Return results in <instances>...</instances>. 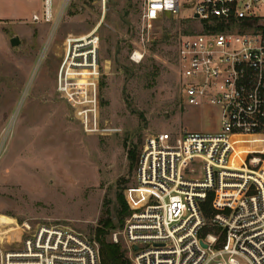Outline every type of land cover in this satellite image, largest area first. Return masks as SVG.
<instances>
[{"label": "rangeland", "instance_id": "rangeland-1", "mask_svg": "<svg viewBox=\"0 0 264 264\" xmlns=\"http://www.w3.org/2000/svg\"><path fill=\"white\" fill-rule=\"evenodd\" d=\"M34 1L0 0V19L28 14ZM143 12L144 0H71L56 27L0 21L2 230L67 225L93 238L105 211L118 221V192L137 211L136 171L150 135L221 130L217 107L181 97L178 43L200 30L186 20L192 11L151 28ZM89 36L98 38L97 72L70 63ZM134 52L143 59L132 61Z\"/></svg>", "mask_w": 264, "mask_h": 264}, {"label": "built area", "instance_id": "built-area-1", "mask_svg": "<svg viewBox=\"0 0 264 264\" xmlns=\"http://www.w3.org/2000/svg\"><path fill=\"white\" fill-rule=\"evenodd\" d=\"M61 2L42 0L32 21L56 27L71 0ZM183 8L200 30L178 43L182 101L217 107L221 130L150 135L139 206L111 240L132 264H264V0H144L143 21L151 28ZM76 43L70 63L86 66L73 68L97 72L98 38ZM8 230L0 227V264H102L99 244L71 226L25 223L12 239Z\"/></svg>", "mask_w": 264, "mask_h": 264}, {"label": "trees", "instance_id": "trees-1", "mask_svg": "<svg viewBox=\"0 0 264 264\" xmlns=\"http://www.w3.org/2000/svg\"><path fill=\"white\" fill-rule=\"evenodd\" d=\"M129 157L132 162L136 161V153L130 150ZM118 204V221L115 222L110 215L109 210L105 211L99 221V226L96 229V235L93 239L99 244L102 264H132L130 259L126 256L122 244H116L111 240V234L114 230L122 227L125 218L131 214L130 208L125 200L123 191L117 193ZM212 197L209 198L204 205L207 214H210V203Z\"/></svg>", "mask_w": 264, "mask_h": 264}, {"label": "crops", "instance_id": "crops-1", "mask_svg": "<svg viewBox=\"0 0 264 264\" xmlns=\"http://www.w3.org/2000/svg\"><path fill=\"white\" fill-rule=\"evenodd\" d=\"M34 2H36V6L35 5H32L31 8H29L28 10V14H20V13H17L16 12V16L15 18H8L9 20H15V19H18V20H21V19H26V20H29L31 21L32 23H34L32 21V17L35 15V14H38L40 13L41 11V7H42V0H35ZM15 15V13L13 14ZM6 17H3L2 19H0V21H3V20H8ZM35 24H39V23H35Z\"/></svg>", "mask_w": 264, "mask_h": 264}, {"label": "bare ground", "instance_id": "bare-ground-1", "mask_svg": "<svg viewBox=\"0 0 264 264\" xmlns=\"http://www.w3.org/2000/svg\"><path fill=\"white\" fill-rule=\"evenodd\" d=\"M143 190V189H142ZM144 191V190H143ZM13 229L11 228H8V232H9V237L12 238L14 236H19L20 232H19V229L17 227H12Z\"/></svg>", "mask_w": 264, "mask_h": 264}, {"label": "water", "instance_id": "water-1", "mask_svg": "<svg viewBox=\"0 0 264 264\" xmlns=\"http://www.w3.org/2000/svg\"><path fill=\"white\" fill-rule=\"evenodd\" d=\"M10 42L12 47H17L21 41L18 36H14Z\"/></svg>", "mask_w": 264, "mask_h": 264}]
</instances>
